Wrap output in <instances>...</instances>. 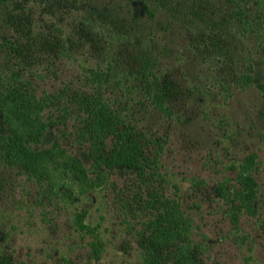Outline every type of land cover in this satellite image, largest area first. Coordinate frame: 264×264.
I'll return each mask as SVG.
<instances>
[{"label":"rangeland","instance_id":"1","mask_svg":"<svg viewBox=\"0 0 264 264\" xmlns=\"http://www.w3.org/2000/svg\"><path fill=\"white\" fill-rule=\"evenodd\" d=\"M187 2L179 1L185 5L181 20L169 14L172 27L164 30L163 17L148 23L127 0H71L62 26L80 44L51 69H37L43 75L34 77L37 93L85 90L84 67H106L116 56L113 71L126 84L111 83L103 93L147 139V156L160 152L161 175L141 181L134 171L115 169L105 186L77 196L65 184L58 194L57 188L39 184L21 168L0 167V261L8 257L12 264H60L68 258L73 264H143L139 232L151 216L143 203L159 190L178 197L191 217L200 261L264 264V4L211 0L209 15L219 23L210 26L188 22ZM135 38L160 55L159 72L179 86L172 118L149 106L145 87L131 73L126 50ZM249 66L253 84L238 87L237 77ZM68 124L66 134L60 126L50 129L41 147H50L61 135L64 146L90 167L88 145L76 139L73 121ZM4 131L0 119V133ZM253 152L260 160V212L257 217L243 214L240 229H235L218 185L229 178L227 188H232L238 164ZM83 210L87 223L101 225L100 261L88 245L91 238L75 227L74 216Z\"/></svg>","mask_w":264,"mask_h":264},{"label":"trees","instance_id":"2","mask_svg":"<svg viewBox=\"0 0 264 264\" xmlns=\"http://www.w3.org/2000/svg\"><path fill=\"white\" fill-rule=\"evenodd\" d=\"M179 1L127 0V3L130 8L138 9L148 23L163 17L165 21L160 23L168 30L172 27L167 19L169 14L181 20L185 5ZM187 1V13L192 16L188 22L210 26L219 23L213 14L209 15L211 0ZM261 3L264 4L258 0V7L263 8ZM69 9L71 0H0V119L5 127L0 133V167L21 168L39 184L48 183L57 188L58 194L60 185L65 184L77 196L105 186L115 169L134 171L141 181L161 175L160 152L147 156V139L137 132L136 124L131 123L116 101L103 93L111 83L126 84L117 80L113 71V63L119 60L116 56H111L106 67H84L88 87L85 90L70 93L65 88L56 93H37L34 77L43 78L37 69L40 66L51 69L57 61L71 57L79 43L63 30L64 12ZM246 23L249 25L250 21ZM130 47L126 51L131 73L145 87L149 106L168 118L174 117L175 96L180 90L175 81L159 72L160 55L142 38H135ZM252 71L249 66L247 73L237 77L236 85H252ZM140 103L146 107L144 101ZM69 121H73L79 143L88 145L90 167L64 146L61 135L50 147H41L53 127H62L60 131L66 134ZM259 168V155L253 152L238 164L232 188H227L231 183L229 178L218 185L235 229H240L243 214L259 215L260 186L256 177ZM143 207L151 212L139 232L143 264H205L197 258L192 219L178 197L154 190L144 200ZM87 216L86 210L77 212L74 224L78 232L91 238L88 245L93 257L100 261L101 225L87 223ZM0 264H12V260L4 257ZM60 264L73 262L66 258Z\"/></svg>","mask_w":264,"mask_h":264}]
</instances>
